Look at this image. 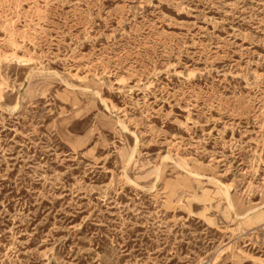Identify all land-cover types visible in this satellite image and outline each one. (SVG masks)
Here are the masks:
<instances>
[{"label":"rangeland","instance_id":"374dc122","mask_svg":"<svg viewBox=\"0 0 264 264\" xmlns=\"http://www.w3.org/2000/svg\"><path fill=\"white\" fill-rule=\"evenodd\" d=\"M0 264H264V0H0Z\"/></svg>","mask_w":264,"mask_h":264},{"label":"bare ground","instance_id":"6f19581e","mask_svg":"<svg viewBox=\"0 0 264 264\" xmlns=\"http://www.w3.org/2000/svg\"><path fill=\"white\" fill-rule=\"evenodd\" d=\"M229 196V195H228Z\"/></svg>","mask_w":264,"mask_h":264}]
</instances>
